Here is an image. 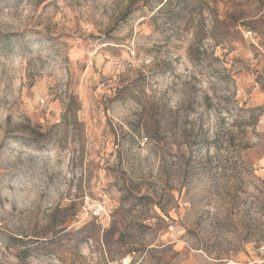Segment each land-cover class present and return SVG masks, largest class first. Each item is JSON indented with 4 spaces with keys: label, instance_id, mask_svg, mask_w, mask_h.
<instances>
[{
    "label": "rangeland",
    "instance_id": "obj_1",
    "mask_svg": "<svg viewBox=\"0 0 264 264\" xmlns=\"http://www.w3.org/2000/svg\"><path fill=\"white\" fill-rule=\"evenodd\" d=\"M263 242L264 0H0V264Z\"/></svg>",
    "mask_w": 264,
    "mask_h": 264
},
{
    "label": "built area",
    "instance_id": "obj_2",
    "mask_svg": "<svg viewBox=\"0 0 264 264\" xmlns=\"http://www.w3.org/2000/svg\"><path fill=\"white\" fill-rule=\"evenodd\" d=\"M257 253L258 258L249 264H264V242L258 246Z\"/></svg>",
    "mask_w": 264,
    "mask_h": 264
},
{
    "label": "trees",
    "instance_id": "obj_3",
    "mask_svg": "<svg viewBox=\"0 0 264 264\" xmlns=\"http://www.w3.org/2000/svg\"><path fill=\"white\" fill-rule=\"evenodd\" d=\"M247 112H250V116L249 117H253V110H247ZM257 116V115H256ZM255 116V117H256Z\"/></svg>",
    "mask_w": 264,
    "mask_h": 264
}]
</instances>
